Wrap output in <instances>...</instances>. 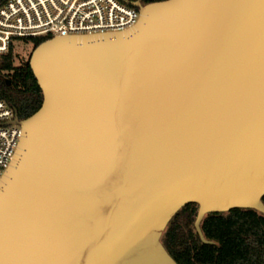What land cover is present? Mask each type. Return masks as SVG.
<instances>
[{"label":"water","instance_id":"obj_1","mask_svg":"<svg viewBox=\"0 0 264 264\" xmlns=\"http://www.w3.org/2000/svg\"><path fill=\"white\" fill-rule=\"evenodd\" d=\"M29 55L43 99L0 178V264H178L197 204L264 214V0H161Z\"/></svg>","mask_w":264,"mask_h":264},{"label":"trees","instance_id":"obj_2","mask_svg":"<svg viewBox=\"0 0 264 264\" xmlns=\"http://www.w3.org/2000/svg\"><path fill=\"white\" fill-rule=\"evenodd\" d=\"M142 4L161 0H139ZM32 49L49 37H21ZM13 43L0 54V99L17 111L19 119L33 114L43 95L27 60L15 64ZM264 203V195L262 197ZM197 204L188 203L168 222L161 236L167 252L178 264H264V214L233 208L207 214L200 227L204 243L194 228Z\"/></svg>","mask_w":264,"mask_h":264},{"label":"built area","instance_id":"obj_3","mask_svg":"<svg viewBox=\"0 0 264 264\" xmlns=\"http://www.w3.org/2000/svg\"><path fill=\"white\" fill-rule=\"evenodd\" d=\"M136 0H0V54L13 39L88 35L123 31L135 25ZM14 109L0 99V178L8 167L22 134L10 122Z\"/></svg>","mask_w":264,"mask_h":264},{"label":"rangeland","instance_id":"obj_4","mask_svg":"<svg viewBox=\"0 0 264 264\" xmlns=\"http://www.w3.org/2000/svg\"><path fill=\"white\" fill-rule=\"evenodd\" d=\"M32 45L23 40L13 39L14 63L18 64L28 59Z\"/></svg>","mask_w":264,"mask_h":264}]
</instances>
